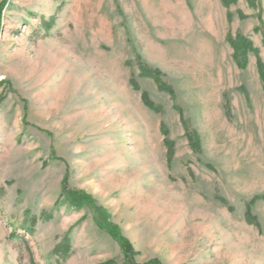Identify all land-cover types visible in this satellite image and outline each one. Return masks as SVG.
<instances>
[{
	"label": "rangeland",
	"instance_id": "obj_1",
	"mask_svg": "<svg viewBox=\"0 0 264 264\" xmlns=\"http://www.w3.org/2000/svg\"><path fill=\"white\" fill-rule=\"evenodd\" d=\"M258 63L264 0H0V264H125L100 210L134 264H264Z\"/></svg>",
	"mask_w": 264,
	"mask_h": 264
},
{
	"label": "trees",
	"instance_id": "obj_2",
	"mask_svg": "<svg viewBox=\"0 0 264 264\" xmlns=\"http://www.w3.org/2000/svg\"><path fill=\"white\" fill-rule=\"evenodd\" d=\"M233 50L236 52L238 50V48H240V46L235 45L234 43H230ZM244 47H247V44L244 43L243 44ZM259 69H260V73H261V79L263 80V85H264V76H263V71H262V67H260L261 65L258 63ZM144 75H146L147 77H150L151 79L154 80V82L157 84L158 88H160L161 91L168 93L171 98H173L174 94L171 88L169 87H165L164 84L161 82L160 80V74L159 72H157L156 70L153 71H144ZM143 102L145 103L146 107H148L150 110H154L155 105H153L152 103H150L147 99L146 96H143ZM195 145V147H197V145L199 146L197 141H194L193 143ZM165 145L169 151L168 153V162L171 161L170 159V154H171V145H169V143L167 144L165 142ZM67 197L69 199H72L70 202V205L74 206L75 208H81V207H85V205L93 207L94 204H92L93 202L91 201V199L89 197H87L86 195L82 194V193H67ZM102 214V210L98 211V218L96 223L99 225V228H103L106 230V232H108L110 234V236L114 239L117 240L120 244V246L123 249V258L124 260H126L125 264H134V260L132 259L133 257V252H132V248L131 246L128 245L127 241L122 238L121 233L119 232L118 228L113 226L110 222V218H108V216H102L100 215ZM150 264H157L155 262H151Z\"/></svg>",
	"mask_w": 264,
	"mask_h": 264
}]
</instances>
